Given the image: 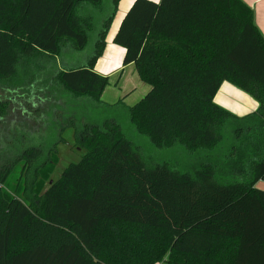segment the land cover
<instances>
[{"label": "trees", "instance_id": "1", "mask_svg": "<svg viewBox=\"0 0 264 264\" xmlns=\"http://www.w3.org/2000/svg\"><path fill=\"white\" fill-rule=\"evenodd\" d=\"M117 3L0 0V81L12 80L21 61L42 59L40 75L108 114L83 122L74 139L84 155L46 188L42 149L0 155V264H264V191L256 188L264 182V39L252 11L240 0H134L113 44L150 91L124 107L102 104L109 79L93 70ZM83 6L105 15L85 17ZM91 40L82 66L58 67L65 50L82 52ZM223 82L258 110L238 118L217 106ZM8 107L0 102V118ZM119 107L155 148L205 152L206 162L147 166ZM16 169L26 201L5 189Z\"/></svg>", "mask_w": 264, "mask_h": 264}, {"label": "rangeland", "instance_id": "2", "mask_svg": "<svg viewBox=\"0 0 264 264\" xmlns=\"http://www.w3.org/2000/svg\"><path fill=\"white\" fill-rule=\"evenodd\" d=\"M83 7L80 10L81 14L93 17L96 21L105 15V10L102 12L92 7ZM113 19L110 23L111 26L114 25L112 24L114 22ZM111 46L115 47L113 48L115 49L113 59L116 60L119 55L121 56L120 59L123 58L121 54L123 48L115 44ZM92 50V40L82 52L65 50L62 62L60 59L57 60L58 67L74 68L82 66L87 57L92 54ZM103 52L101 55H103ZM117 54L118 56L116 57ZM33 60L29 63L21 61L17 67V74L12 80L0 81V100L8 99L10 101L11 98H15L17 103L18 99L19 102H22L21 97L27 99L22 103L23 108L21 109H19L20 105L10 104L8 114L0 121V155L9 154L8 152H10L13 157H16L26 148L42 149L43 156L37 165H41L45 160L50 161V166L41 172V177H44L43 189V187L46 188L47 184L55 181L69 164L77 163L84 155V149L74 139L76 131L82 129L81 125L83 122L85 120L92 123L97 122V120L101 121L106 119L108 114L99 112L96 108L81 106L79 100L64 92L53 82L50 83V79L45 74L40 75L43 72H40L41 67L38 68V64H44L42 59L40 61L43 64L40 61L36 62V59ZM95 67L96 63L93 68L94 71ZM33 73L35 74L34 77L32 76ZM31 78H35L36 81L38 80L37 85H29ZM116 79L117 77L112 79L111 83L109 82L108 86L110 87L106 90L103 97L100 98V101H105L110 106L117 104L118 100L113 97L114 92H112V89L116 86L114 82ZM142 85L146 89H150L146 84L142 83ZM136 95H139V97L133 100L132 96V98L126 101L124 107L133 106L145 96L140 95L139 91ZM114 113L117 115V120L121 124L125 136L137 148L139 155L147 166L167 162L171 168L184 171L191 170L206 162V156L199 155L206 154L205 152L195 155L186 151L181 146H174L171 149L155 148L146 137L138 135L133 130L123 107H119ZM234 136V132L228 133L227 143ZM53 147H55V154H48L47 151ZM6 158L11 159V156H7ZM5 189L8 194L17 195L21 199L27 200L28 191L24 190L23 180L20 178L18 170L11 175Z\"/></svg>", "mask_w": 264, "mask_h": 264}, {"label": "crops", "instance_id": "3", "mask_svg": "<svg viewBox=\"0 0 264 264\" xmlns=\"http://www.w3.org/2000/svg\"><path fill=\"white\" fill-rule=\"evenodd\" d=\"M150 1L157 3L160 0ZM240 1L252 11L253 23L264 39V0ZM133 2L134 0H118L115 17L113 19L114 22L112 23L114 25L111 26L110 24L109 26L108 32L106 34V46L104 47L103 55H101V57L97 60L95 67L96 73L100 76L107 77L110 83L112 79L117 77V79L114 80L116 86L114 89H112V92H114L113 97L118 99L117 103L120 101L123 104H125L127 100L132 98V96L133 100L139 97V95H136L138 91L140 95H146L150 91V89H146L142 85V82L140 81L132 64L123 66V58L120 59L121 56H118L119 51L116 55V57L118 56L117 59H113L115 56V49H113L115 47L111 46L113 44V38L119 28L123 17L131 7ZM122 50L123 51H121V54L124 57V49ZM109 87L110 86H108L104 90L101 98ZM103 102L102 104L109 105L106 104L107 102ZM213 102L220 108L226 110L227 112L238 118H244L255 113L259 107L258 102L254 98L237 89L228 82H223L220 85L217 93L214 96ZM256 188L264 191V182H258L256 184Z\"/></svg>", "mask_w": 264, "mask_h": 264}, {"label": "flooded vegetation", "instance_id": "4", "mask_svg": "<svg viewBox=\"0 0 264 264\" xmlns=\"http://www.w3.org/2000/svg\"><path fill=\"white\" fill-rule=\"evenodd\" d=\"M24 100H27L26 98H23V97H21V101L22 102H19V99H18V102L16 103V100H15V98H11L10 99V101H8V99H3V100H0V102H6V103H8V106H10V104H17V105H20L19 106V109H21V108H23V102H24ZM26 103V102H25ZM4 118V117H3ZM3 118H0V121L3 119ZM10 156H12L11 154H10Z\"/></svg>", "mask_w": 264, "mask_h": 264}]
</instances>
